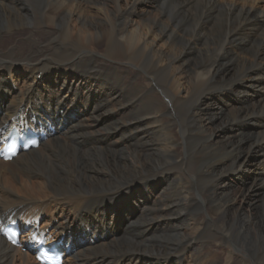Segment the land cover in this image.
I'll use <instances>...</instances> for the list:
<instances>
[{"label": "bare ground", "instance_id": "1", "mask_svg": "<svg viewBox=\"0 0 264 264\" xmlns=\"http://www.w3.org/2000/svg\"><path fill=\"white\" fill-rule=\"evenodd\" d=\"M13 128L32 130L38 147L0 158V264H39L54 244L62 264H181L188 253L203 264L208 231L254 248L249 226L264 248V215L227 226L225 185L251 165L247 191L264 184V0H0V143ZM175 128L195 144L176 165L205 185L207 214L188 212L178 185L159 216L129 226L122 208L145 209L157 179L173 185ZM114 228L129 242L101 243Z\"/></svg>", "mask_w": 264, "mask_h": 264}, {"label": "rangeland", "instance_id": "2", "mask_svg": "<svg viewBox=\"0 0 264 264\" xmlns=\"http://www.w3.org/2000/svg\"><path fill=\"white\" fill-rule=\"evenodd\" d=\"M144 7H145V9H147V12H149V13L154 12L155 8H153V4L146 3L144 5ZM125 68L127 69L128 73H134V72L139 73L137 80H138V84L140 86L148 87L150 85L147 77L145 76V73H144L145 70L143 68L140 69L139 71H137L136 69L131 68L129 66H125ZM40 77H41V75L36 76V81L40 80ZM64 95H66V93H63V96ZM67 96H69V95H67ZM70 99H71V97H70ZM82 100L85 101L84 98ZM229 107H231V106L226 107L227 110H229ZM77 115H78L77 120L83 121L84 124L87 126H92L91 119L87 116L86 113L82 112L81 107H79V109L77 110ZM171 118L173 120V116H171ZM94 129L96 131H99L100 133L103 132V127L97 126ZM179 129L180 128H175V130H174V134H176L175 137H177L176 139L177 140L179 139L178 140L179 143H178L177 148L175 150L176 152H174V155H171V157L166 159V161L169 160V161H167V164H168L167 168H168V166L170 167L169 169H171V172L175 177V179H173V181H172L173 185H171V187H169V185L166 186L165 181H163L161 179H157L156 181L153 182L154 188H153L151 195H150L151 201H150V204L148 205L149 208L147 206L145 209L140 210L136 213L135 212L133 213L131 211V209H127L125 207L122 208L121 212H120V216L123 217L125 215L126 217H128L127 218L128 221L132 222L129 226H131V225L133 226L135 224H141V223H143V224L148 223L151 221L152 218L157 217V215L159 216L160 215L159 210H158L159 207H157V205L160 202H162V200L164 199L163 195L165 197L166 195L170 194L171 188L173 191V189L176 188V186H178V185L186 190V192L188 194V198L190 199V204L191 203L193 204V202H194V207L192 209L189 208L187 211L188 212H195V213L197 212L198 215L206 216L205 213L207 214V211H205V210L207 209V205H206L207 199H206V197H204L205 194L202 193V189L204 188L205 185L201 184L198 186V184H197L198 187H196V181L193 177V174L190 173V174H188V176H186V175L184 176L185 173H183V170L181 171V176H180V169L176 165V164L185 163V165L183 166L185 168L186 163L189 160H191L190 154H193L194 150H195V144L193 142H191L187 139L182 140V135H180ZM62 138H64V137H62ZM216 141H221V140L218 139ZM189 144H191V145H189ZM193 147H194V149H193ZM189 150H190V152H189ZM179 155H181V157ZM260 159H261L260 155H257V157L254 161H257ZM254 161H252V162H254ZM172 166H174V167H172ZM251 170H252V165L250 166V168H247V171L244 172L242 175L237 174L235 176H228L225 178V185L228 186L227 187L228 192L227 191L226 192L229 194V197L233 198L234 203H235L234 207L232 208V211L230 212V216H229L228 221H227L228 227L229 226L233 227V224H235V223L236 224L234 226L236 227L237 222L244 220V218L249 217V215H250L253 223L257 222L260 218H263V215H264V184H263V187H257L256 189H253L249 192L247 191L248 188L251 186L254 178H255V176H254L255 174ZM194 184H195V186H194ZM165 186H166V188H165ZM192 187L195 189H193ZM164 188H165V190L163 191L164 194H160V192ZM169 188H170V190H169ZM191 188H192V190H191ZM194 192H196V193H194ZM32 196L34 198H38V195H36L35 193H32ZM243 197H244V199H243ZM158 199H160L159 200L160 202L158 201ZM154 204H155V206H154ZM200 207H201V209H200ZM193 209H194V211H193ZM108 224L109 225L111 224V220H108ZM116 229L114 228V231H113L114 234L113 233L110 234L109 237L107 239L103 240L101 243H103V242L108 243V242H113V241H119V243L126 242V241L129 242V238L126 235V231L124 229L120 230V231H118ZM248 230L250 231L252 238L254 239L255 246H256L254 248L248 247V245H246L244 243V241L238 240L236 238V236H234V234L231 235V239L229 242H227V244H224V243L219 244V241L218 242L214 241V239L218 238V235L215 234L216 235L215 236L212 232L208 231L204 236V239L206 241H208L209 244L207 245V248L203 251L204 252V259H205L203 261V264H244V263H246V261L249 264H253V263L259 264L255 260V255L257 257H259L260 259L264 260V248L263 247L261 248V246L260 247L258 246V244L262 242V238L261 239L258 238L259 237V231L257 230V228L255 226H251V227L249 226ZM209 232H210V234H209ZM158 237L159 236L157 233L151 234L149 240H147V239L143 240L142 245L144 247L151 246V243L153 245L154 242H156V240L158 239ZM212 237H214V239H212ZM246 238L247 237H244L243 240H245ZM21 251H24V250H21ZM254 251H255V253H254ZM182 259L183 260L181 261V264H197V263H194L192 261V256H190V253H188L187 255L185 254V257H183Z\"/></svg>", "mask_w": 264, "mask_h": 264}]
</instances>
